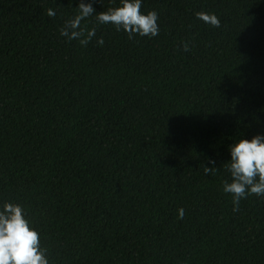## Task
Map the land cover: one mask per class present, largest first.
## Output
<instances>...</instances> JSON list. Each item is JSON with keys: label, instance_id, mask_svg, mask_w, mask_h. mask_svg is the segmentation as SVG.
I'll return each instance as SVG.
<instances>
[{"label": "trees", "instance_id": "16d2710c", "mask_svg": "<svg viewBox=\"0 0 264 264\" xmlns=\"http://www.w3.org/2000/svg\"><path fill=\"white\" fill-rule=\"evenodd\" d=\"M79 2L0 0V209L49 264H264V198L234 213L222 187L229 147L264 136V0H142L158 36L93 16L87 47L59 32Z\"/></svg>", "mask_w": 264, "mask_h": 264}, {"label": "clouds", "instance_id": "9594fccd", "mask_svg": "<svg viewBox=\"0 0 264 264\" xmlns=\"http://www.w3.org/2000/svg\"><path fill=\"white\" fill-rule=\"evenodd\" d=\"M96 0H80L74 10L72 18L66 20L59 29L60 35L69 42L79 41L82 47L93 40L96 28L89 29L87 25L81 26L82 21L95 16V22L100 25L111 24L117 32L124 31L131 40L136 35L149 39L159 35L158 13L141 12L142 0H120V6L110 7L107 11L95 14L93 3ZM49 17H55L53 9L47 10ZM195 17L212 26L219 28L220 19L214 13L204 11L196 12ZM103 46V38L97 40ZM183 51L188 52L189 44L182 41ZM231 160L225 163L226 170L231 175V182H222L223 192L231 194L233 212H238L242 199L250 196L264 198V136L257 135L251 140L240 139L229 147ZM215 165V160H208ZM217 168L203 166L207 175H215ZM184 209L178 210V218L182 219ZM48 249L41 247L40 235L26 218L22 205L6 202L0 209V264H49Z\"/></svg>", "mask_w": 264, "mask_h": 264}]
</instances>
